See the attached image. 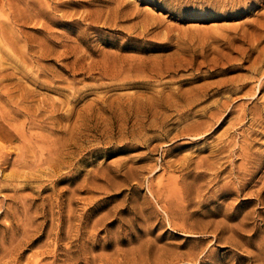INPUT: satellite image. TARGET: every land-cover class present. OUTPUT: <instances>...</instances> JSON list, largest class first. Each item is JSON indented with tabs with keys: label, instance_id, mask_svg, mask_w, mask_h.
Here are the masks:
<instances>
[{
	"label": "rangeland",
	"instance_id": "rangeland-1",
	"mask_svg": "<svg viewBox=\"0 0 264 264\" xmlns=\"http://www.w3.org/2000/svg\"><path fill=\"white\" fill-rule=\"evenodd\" d=\"M262 82L264 0H0V264H264Z\"/></svg>",
	"mask_w": 264,
	"mask_h": 264
},
{
	"label": "snow or ice",
	"instance_id": "snow-or-ice-1",
	"mask_svg": "<svg viewBox=\"0 0 264 264\" xmlns=\"http://www.w3.org/2000/svg\"><path fill=\"white\" fill-rule=\"evenodd\" d=\"M186 7H195V5H186Z\"/></svg>",
	"mask_w": 264,
	"mask_h": 264
},
{
	"label": "bare ground",
	"instance_id": "bare-ground-1",
	"mask_svg": "<svg viewBox=\"0 0 264 264\" xmlns=\"http://www.w3.org/2000/svg\"><path fill=\"white\" fill-rule=\"evenodd\" d=\"M245 7H246V6H245ZM262 83H263V82H262ZM263 84H264V83H263ZM263 84H262V85H263ZM262 87H263V86H262Z\"/></svg>",
	"mask_w": 264,
	"mask_h": 264
}]
</instances>
